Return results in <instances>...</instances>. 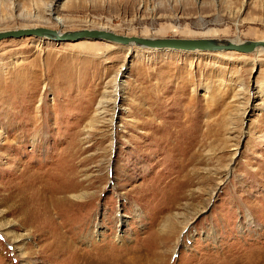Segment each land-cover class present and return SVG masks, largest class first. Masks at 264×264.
Instances as JSON below:
<instances>
[{
	"label": "rangeland",
	"instance_id": "374dc122",
	"mask_svg": "<svg viewBox=\"0 0 264 264\" xmlns=\"http://www.w3.org/2000/svg\"><path fill=\"white\" fill-rule=\"evenodd\" d=\"M37 26L257 40L264 0H0V30ZM63 187L57 255L39 213ZM83 251L264 264L263 51L0 40V264Z\"/></svg>",
	"mask_w": 264,
	"mask_h": 264
},
{
	"label": "water",
	"instance_id": "95a60500",
	"mask_svg": "<svg viewBox=\"0 0 264 264\" xmlns=\"http://www.w3.org/2000/svg\"><path fill=\"white\" fill-rule=\"evenodd\" d=\"M24 36L46 37L58 42H77L81 40L109 41L121 45L135 43L141 47L172 51H236L251 53L257 47L264 48V39L237 41L213 37L176 38V37H141L128 36L108 29H78L60 32L59 30L37 26L7 29L0 31V40Z\"/></svg>",
	"mask_w": 264,
	"mask_h": 264
},
{
	"label": "bare ground",
	"instance_id": "6f19581e",
	"mask_svg": "<svg viewBox=\"0 0 264 264\" xmlns=\"http://www.w3.org/2000/svg\"><path fill=\"white\" fill-rule=\"evenodd\" d=\"M56 22L58 23H61V19H58L56 20ZM18 29V28H17ZM2 31V30H0ZM46 38V37H44ZM227 40H230V39H227ZM129 47H133V46H138V47H141L135 43H130L128 44ZM263 51L264 52V48H261V47H257L253 52L251 53H254L256 51ZM198 51V50H196ZM218 52H221V51H218ZM34 140V138L32 139V141ZM46 172V171H45ZM65 191V188L63 187L62 189L58 190L57 188H54L52 190V192L50 193L51 195L49 197H47L46 195V202L45 204H48L50 205L49 208H48V205L47 207H42L43 208V212H40L39 214H43L46 215V214H50L51 215V218L49 219V221H45L44 218L42 220H44V223L43 224H47L49 225L50 227L52 226L53 227V231L50 232V238H51V242L49 244V246L52 248V246L54 247V250H57L58 254L57 255H63L65 254V251L64 249L66 247H70V245L72 244V241H71V238L69 241H67L66 237H67V233L66 231L68 230L67 228H63L64 227V223L61 221V222H56L55 221V218L54 216H56V219L58 218V211H59V207L62 205V204H67V202L65 201L64 199V195H61V193H64ZM40 205V204H39ZM41 206V205H40ZM66 206V205H65ZM63 208V206H62ZM61 208V209H62ZM62 212V211H61ZM42 216V217H43ZM61 216V215H60ZM63 216V214H62ZM63 218V217H62ZM68 218V217H67ZM119 219V218H118ZM48 226V227H49ZM76 234V233H75ZM68 238V237H67ZM66 244V245H65ZM64 245V246H63ZM57 252H52V254H56ZM96 252V251H95ZM82 254L79 256L78 260L79 264H110L112 263L113 264V261L115 258L114 255L113 256H109L108 254H105V255H100V256H92L91 254L93 253H88L86 251H83L81 252ZM103 253V252H102ZM114 253V252H113ZM112 254V253H111ZM110 254V255H111ZM117 255V254H116ZM122 256V255H120ZM134 256V255H133ZM55 257V255H54ZM115 257V258H114ZM120 258V257H119ZM24 259V258H23ZM134 259V258H133ZM136 261V260H135ZM134 261V262H135ZM117 263V261H116ZM119 263V261H118ZM21 264H30V262H26V261H22ZM121 264V262H120ZM124 264V263H123ZM133 264V263H131ZM140 264V263H139Z\"/></svg>",
	"mask_w": 264,
	"mask_h": 264
}]
</instances>
